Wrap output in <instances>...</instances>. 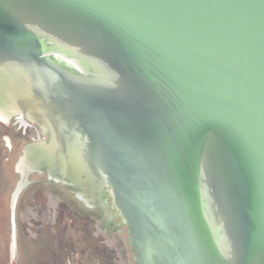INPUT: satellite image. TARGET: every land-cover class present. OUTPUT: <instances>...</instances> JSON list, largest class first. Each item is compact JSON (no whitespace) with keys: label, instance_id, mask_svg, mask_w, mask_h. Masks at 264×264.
Masks as SVG:
<instances>
[{"label":"water","instance_id":"95a60500","mask_svg":"<svg viewBox=\"0 0 264 264\" xmlns=\"http://www.w3.org/2000/svg\"><path fill=\"white\" fill-rule=\"evenodd\" d=\"M3 146L0 264H57L31 183L130 264H264V0H0Z\"/></svg>","mask_w":264,"mask_h":264},{"label":"rangeland","instance_id":"374dc122","mask_svg":"<svg viewBox=\"0 0 264 264\" xmlns=\"http://www.w3.org/2000/svg\"><path fill=\"white\" fill-rule=\"evenodd\" d=\"M28 122L35 125L31 120ZM7 152V146H3L1 156L7 157ZM23 218L45 221L52 235L57 264H95L92 256L95 241L107 255L110 253L112 264H130L112 225L107 226L103 219L54 185L31 183L23 200Z\"/></svg>","mask_w":264,"mask_h":264},{"label":"built area","instance_id":"2783aa9c","mask_svg":"<svg viewBox=\"0 0 264 264\" xmlns=\"http://www.w3.org/2000/svg\"><path fill=\"white\" fill-rule=\"evenodd\" d=\"M29 120H27L26 118L23 117V115L20 113L19 116V120H18V129L20 128V126L22 125V133L24 135L30 136V139L33 140H39L44 138V135H40V133L38 132L37 128L35 127V125L31 124L28 122ZM31 131V134H29Z\"/></svg>","mask_w":264,"mask_h":264},{"label":"crops","instance_id":"0c3cea01","mask_svg":"<svg viewBox=\"0 0 264 264\" xmlns=\"http://www.w3.org/2000/svg\"><path fill=\"white\" fill-rule=\"evenodd\" d=\"M94 218V217H93ZM94 251L92 253L95 264H112L111 256L107 255L105 249L100 247L99 243L95 241Z\"/></svg>","mask_w":264,"mask_h":264},{"label":"flooded vegetation","instance_id":"af4514ba","mask_svg":"<svg viewBox=\"0 0 264 264\" xmlns=\"http://www.w3.org/2000/svg\"><path fill=\"white\" fill-rule=\"evenodd\" d=\"M20 113L23 115V117L24 118H26V119H29L28 117H27V115L24 113V112H21L20 111ZM13 117V116H12ZM11 119V118H10ZM30 120V119H29ZM36 125V124H35ZM39 142H41V141H39ZM39 142H34V143H39ZM76 185H74V184H72V187H75Z\"/></svg>","mask_w":264,"mask_h":264}]
</instances>
